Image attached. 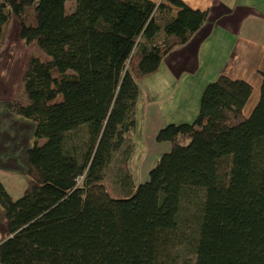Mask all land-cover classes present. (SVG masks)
<instances>
[{"label":"trees","instance_id":"16d2710c","mask_svg":"<svg viewBox=\"0 0 264 264\" xmlns=\"http://www.w3.org/2000/svg\"><path fill=\"white\" fill-rule=\"evenodd\" d=\"M13 16L51 60L30 58L9 104L33 122L34 144L24 195L0 181L1 264H264V73L250 116L252 85L221 74L194 123L159 131L171 151L149 181L135 185L129 168L139 82L207 11L183 0H0V51ZM112 164L121 198L107 183Z\"/></svg>","mask_w":264,"mask_h":264},{"label":"rangeland","instance_id":"374dc122","mask_svg":"<svg viewBox=\"0 0 264 264\" xmlns=\"http://www.w3.org/2000/svg\"><path fill=\"white\" fill-rule=\"evenodd\" d=\"M72 9L68 1L67 11L72 13ZM6 34L7 43L0 51V181L16 200L24 195L28 185L27 151L32 145L34 127L33 122L11 113L9 104L22 81L30 58L35 56L44 61H50L51 58L40 49L36 41L28 44L20 38V22L16 16L12 17ZM164 60L155 76L145 77L139 82L136 129L128 141V145L132 146L129 168L137 186L149 181L150 171L164 154L171 151L169 142L157 141L159 131L172 124H192L199 114V111L195 115L191 114L188 105L184 103L188 88L185 85L187 78L181 76V72L186 69V61L178 53ZM188 71L192 73L191 69ZM172 86L176 91L169 97L167 90ZM120 155L117 153L115 159L118 160ZM113 164L107 183L111 194L121 198V185L119 193V182L114 180L117 165ZM6 237V212L0 205V244Z\"/></svg>","mask_w":264,"mask_h":264},{"label":"crops","instance_id":"0c3cea01","mask_svg":"<svg viewBox=\"0 0 264 264\" xmlns=\"http://www.w3.org/2000/svg\"><path fill=\"white\" fill-rule=\"evenodd\" d=\"M151 1L158 4L163 0ZM183 1L193 9L208 12L205 24L193 38L164 58L178 53L186 61V69L181 72L188 88L184 103L191 114H197L206 85L224 74L252 85L244 108L245 116H250L261 96L264 73V0ZM175 91L173 86L168 89L169 97Z\"/></svg>","mask_w":264,"mask_h":264}]
</instances>
